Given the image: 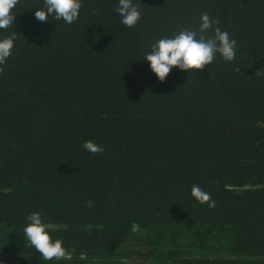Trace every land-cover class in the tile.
I'll use <instances>...</instances> for the list:
<instances>
[{
    "label": "trees",
    "instance_id": "1",
    "mask_svg": "<svg viewBox=\"0 0 264 264\" xmlns=\"http://www.w3.org/2000/svg\"><path fill=\"white\" fill-rule=\"evenodd\" d=\"M80 2L68 24L19 0L0 29L17 32L0 65V264H264V0H133L132 28L118 0ZM203 13L218 23L200 33ZM216 27L232 61L158 80L153 44ZM33 212L63 258L28 241Z\"/></svg>",
    "mask_w": 264,
    "mask_h": 264
},
{
    "label": "clouds",
    "instance_id": "2",
    "mask_svg": "<svg viewBox=\"0 0 264 264\" xmlns=\"http://www.w3.org/2000/svg\"><path fill=\"white\" fill-rule=\"evenodd\" d=\"M18 3L19 0H0V29H8L15 23L16 16L12 14V10ZM139 6V3L134 4L133 0H118L116 11L125 26L132 28L137 24L141 15ZM80 9V0H44L43 8L35 11V18L38 21L47 22L49 16H52L55 20L62 19L72 24L78 19ZM200 19V33H205L218 23L207 13H203ZM16 37L17 32H13L10 36L0 40V65H3L11 55ZM217 53L225 61H232L235 58L236 41L230 39L226 31L222 32L219 27H216L213 36L205 37L204 35L198 36L197 31L185 29L173 38H164L153 44L145 60L149 62L150 69L158 80L164 82L174 67L182 71L203 70L213 62ZM0 72H3V68H0ZM83 148L91 154L104 151L102 146L91 140L85 141ZM191 195L200 204L206 203L209 208L216 206L210 193L203 191L197 185L192 186ZM27 220L29 223L24 228V234L45 260H59L66 255L62 241L59 239L53 241L47 230L49 226L43 223L38 212L28 215ZM139 230V224L133 222L131 231L138 232Z\"/></svg>",
    "mask_w": 264,
    "mask_h": 264
}]
</instances>
